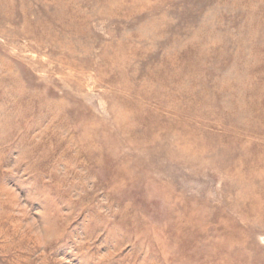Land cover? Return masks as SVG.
I'll return each instance as SVG.
<instances>
[{
  "label": "rangeland",
  "instance_id": "1",
  "mask_svg": "<svg viewBox=\"0 0 264 264\" xmlns=\"http://www.w3.org/2000/svg\"><path fill=\"white\" fill-rule=\"evenodd\" d=\"M0 264H264V0H0Z\"/></svg>",
  "mask_w": 264,
  "mask_h": 264
},
{
  "label": "bare ground",
  "instance_id": "2",
  "mask_svg": "<svg viewBox=\"0 0 264 264\" xmlns=\"http://www.w3.org/2000/svg\"><path fill=\"white\" fill-rule=\"evenodd\" d=\"M259 204V203H258ZM258 210L260 209V208H257ZM258 210H257V212H258Z\"/></svg>",
  "mask_w": 264,
  "mask_h": 264
}]
</instances>
